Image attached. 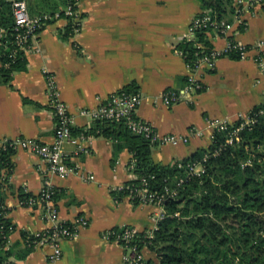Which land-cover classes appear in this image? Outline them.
I'll return each mask as SVG.
<instances>
[{
	"label": "crops",
	"instance_id": "1",
	"mask_svg": "<svg viewBox=\"0 0 264 264\" xmlns=\"http://www.w3.org/2000/svg\"><path fill=\"white\" fill-rule=\"evenodd\" d=\"M202 11L200 0H79L73 35L62 34L69 21L66 17L44 24L26 50L27 69L16 72L11 84L0 83V137L53 141L55 116L48 74L55 77L61 98L75 117L73 133L87 136L82 140L84 151L73 159L80 171L65 178L49 172L32 151L12 152L4 190L8 217L15 225L8 244L17 246L15 253L25 248L23 233L35 236L53 226L43 218L40 206H24L19 199L21 190L38 195L46 178L57 189L55 205L61 222L81 216L89 220L75 238L62 240V256L55 264H121L125 248L103 237L104 233L122 226L138 232L156 226L157 207L135 203L128 195L118 200L112 194L135 177L133 154L127 148L116 151L117 142L111 137L89 133L94 122L80 116V108H96L112 92L134 84L144 96L138 109L142 119L162 135L189 136L186 143L152 147L153 160L168 164L208 148L211 120L234 123L264 101V47L259 50L263 65L254 59L257 51L247 59L221 57L213 70L201 66L196 71L204 86L201 91L172 106L160 100L163 91L183 88L191 74L176 46L188 37L192 20ZM229 22L233 29L227 36L234 40L248 45L264 40V0L243 11L239 21ZM207 35L213 47L226 45V37L214 30ZM191 129L200 134H191ZM67 149L74 148L67 145ZM51 251L49 245H35L23 258L14 255L11 260L45 264ZM143 253L156 259L146 248Z\"/></svg>",
	"mask_w": 264,
	"mask_h": 264
},
{
	"label": "trees",
	"instance_id": "2",
	"mask_svg": "<svg viewBox=\"0 0 264 264\" xmlns=\"http://www.w3.org/2000/svg\"><path fill=\"white\" fill-rule=\"evenodd\" d=\"M33 17L43 14L69 19L65 38L78 27L74 17L65 15V8L76 10L79 0H26ZM203 11H210L218 18H229L234 12L233 0H200ZM13 0H0V83L11 84L16 72L28 66L26 50L32 44H20L17 38L24 28H18L14 19ZM36 15V16H35ZM52 20H47L49 23ZM44 25L37 30L39 33ZM242 28V26H241ZM202 44L203 46H200ZM177 49L187 63L196 61L213 47L204 29L195 38L183 39ZM231 58L238 59L236 54ZM136 91L134 84L125 88ZM264 101L248 113L256 115L254 124L243 127L228 140L240 126V121L228 125L225 130L216 129L208 148L198 150L193 156L168 164L155 162L151 156L153 145L149 140L129 131L124 121H95L89 133H100L113 138L116 151L127 148L133 154L135 177L112 194L116 199L129 195L130 189L141 185L143 177H151V184L161 187L166 178L186 180L174 198L165 202L166 215L158 221L153 236L148 231L138 232L131 241L153 252L154 258H146L145 264H264ZM209 154L205 171L200 176L187 177L186 164ZM11 151H0V177L3 169L12 168ZM30 193L20 191L19 199L28 200ZM56 197V195H55ZM4 182L0 180V264H16L11 258H23L35 247L36 237L23 233L25 248L15 253L17 246H9V235L15 229L8 217L10 208L5 202ZM137 203V202H135ZM120 230V227L114 228Z\"/></svg>",
	"mask_w": 264,
	"mask_h": 264
},
{
	"label": "built area",
	"instance_id": "3",
	"mask_svg": "<svg viewBox=\"0 0 264 264\" xmlns=\"http://www.w3.org/2000/svg\"><path fill=\"white\" fill-rule=\"evenodd\" d=\"M257 0H233L232 7L234 12L231 14L232 19L239 21L243 11L251 7ZM13 15L18 28H24L23 33H19L17 38L20 44H26L29 40H33L37 36V30L40 29L47 20L60 17V13L54 16L43 14L33 17L30 14L28 3L26 0H13L12 4ZM66 16L74 17L77 20L75 10L72 6H68L64 10ZM199 29H204L206 33L214 30L218 34L225 36L226 45L217 49L212 47L208 52L204 53L196 61L195 66L187 63L191 74L187 77V82L183 88L167 89L159 96L160 100L167 106H172L181 101H185L193 96L194 93L201 91L204 86L196 77V71L205 66L213 70L219 58L224 56L231 57L235 53L238 59H247L253 51L258 53L255 60L263 65V55L259 50L264 47V40H260L255 44L248 45L234 40L227 36L228 32L233 29V23L227 21L226 18H218L216 14L205 11L197 15L191 22L189 34L186 39L195 38L196 32ZM200 46H203L200 44ZM181 54L182 51H180ZM47 90L49 95L50 105L55 116L54 137L52 142H41L34 138L16 137L3 138L0 137V151L8 150L15 151L18 149L29 150L37 154L46 164L49 172L65 178L73 173H78L80 170L73 159L78 157L81 151H84L82 140L87 136L82 133L75 135L73 133V124L75 117L70 111L68 105L62 100L61 93L55 77L52 74L47 75ZM144 96L139 91H127L125 89L112 92L106 96L96 108L83 107L78 110V114L83 117L90 118L94 123L98 120H115L124 121L129 131L135 135L141 136L155 146L180 143H186L189 136L177 134H160L158 130L148 121H145L138 115V109L143 103ZM264 111H260L263 114ZM240 126L233 132L232 137L228 142H232V138L243 127L254 124L257 119L256 115L249 116L242 114L239 116ZM231 122L223 119H214L210 121V127L213 133L216 129L225 130ZM191 134L199 135V130L191 129ZM213 137V135H212ZM67 145L73 146V150L69 151ZM209 154H205L203 158L194 160L186 164L187 177L200 176L205 171V162ZM134 161V160H133ZM178 167L184 165L180 160H177ZM134 162H131V167ZM6 169H3L0 180L7 183ZM151 177H143L140 186L130 189L129 197L133 202L138 204L153 205L158 208L156 216V226L148 231V237L153 236V231L157 229L159 220H162L166 215L165 202L169 198H174L178 194V189L185 182L184 177H179L174 180V185L170 178L165 179V183L159 188L157 185L151 184ZM123 187V186H122ZM57 189L51 184L49 179H45L44 187L36 196H31L28 200H20L21 205L28 207L40 206L43 209V218L52 222L53 226L49 229L35 233L37 238L35 245H49L52 251L48 254L45 264H55L62 256L61 242L64 239L75 238L80 228L89 224V220L85 217H78L73 222H61L58 211L55 205V195ZM138 231L130 226H122L120 230L114 228L104 233L103 237L108 240L115 241L121 244L126 252L123 255L121 264H145L146 257L143 253L145 248L139 247L137 244H132L131 241L135 238Z\"/></svg>",
	"mask_w": 264,
	"mask_h": 264
}]
</instances>
